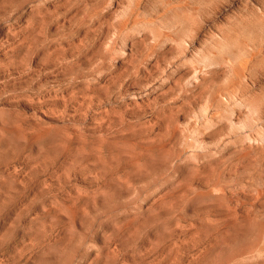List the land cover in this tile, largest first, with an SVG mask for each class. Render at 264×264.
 Segmentation results:
<instances>
[{"label": "rangeland", "instance_id": "rangeland-1", "mask_svg": "<svg viewBox=\"0 0 264 264\" xmlns=\"http://www.w3.org/2000/svg\"><path fill=\"white\" fill-rule=\"evenodd\" d=\"M0 264H264V0H0Z\"/></svg>", "mask_w": 264, "mask_h": 264}]
</instances>
